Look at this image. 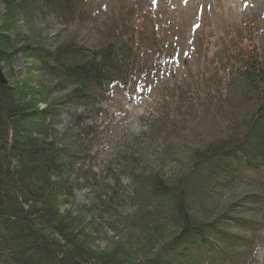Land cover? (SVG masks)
<instances>
[{"label":"trees","instance_id":"1","mask_svg":"<svg viewBox=\"0 0 264 264\" xmlns=\"http://www.w3.org/2000/svg\"><path fill=\"white\" fill-rule=\"evenodd\" d=\"M83 2L0 0L4 10L0 66L21 54L31 60L32 72L47 80L21 81L10 69L5 73L7 83H0V264L247 263V256L238 250L253 242L231 232L252 222L242 217L238 204L226 210L211 204L222 193L264 184V54L257 49L243 53L241 59L226 56L228 63L237 62L235 72L249 96L246 106L251 107L234 133L195 150L188 170H177L171 178L160 171L140 174L134 155L117 160L115 168L111 159L104 177L95 179L91 188L97 220L83 226L78 219L62 217L61 209L87 175L84 167L94 160L85 145L94 129L85 121L101 115L99 105L112 91L130 90L140 72L139 42H144L134 28L128 38L115 35L119 40L112 36L99 46L72 37L54 47L47 44L59 36L48 38L47 44L35 43L34 37L22 32L47 15L69 25ZM157 49L163 52L159 43L149 44L152 53ZM56 93L62 96L49 103ZM72 109L82 112L70 114ZM64 112L71 126L60 134L55 127ZM241 200V207H261L264 196L245 195ZM137 206L144 210L130 225L124 214ZM123 224L145 236L141 240L149 246L139 257L126 253L131 243L108 251L91 248L94 234L102 228L117 231Z\"/></svg>","mask_w":264,"mask_h":264},{"label":"rangeland","instance_id":"2","mask_svg":"<svg viewBox=\"0 0 264 264\" xmlns=\"http://www.w3.org/2000/svg\"><path fill=\"white\" fill-rule=\"evenodd\" d=\"M78 13L69 25L47 15L22 32L34 37L35 43L47 44L48 38L59 36L47 44L54 47L59 45L56 42L72 37L79 43L99 46L115 35L128 38L132 28L144 39L139 42L140 72L130 90L112 91L109 100L99 105L101 115L85 121L88 128L94 129V135L85 139L94 160L84 167L87 175L81 186L74 189L72 198L61 209L62 217L78 219L84 226L97 220V201L91 188L95 179L104 177L102 172L109 160L114 159L115 168L117 160L134 155L141 166L140 174L160 171L171 178L177 170H188L195 150L235 132L251 107L246 106L249 96L235 72L237 62L228 63L226 56L241 59L243 53L253 49L264 54V0H84ZM3 14L0 6V26ZM156 43L162 53L158 49L155 53L149 51V44L154 47ZM31 65L28 57L19 54L9 65L4 62L2 68L4 73L11 69L14 78L21 81H47L33 73ZM218 85L223 87L220 92L211 91ZM181 90L184 93L179 97ZM60 96L56 93L49 103ZM67 126V122H61L55 129L62 134ZM123 182L127 187L128 179ZM251 194L264 196V184L222 193L211 205H220L224 210L239 205V213L252 223L231 233L253 244L238 253L247 256L244 264H264V201L261 207H241L242 197ZM139 207L126 210L124 216L130 217V225L144 210ZM139 231L127 224L118 226L117 231L102 228L92 236L90 245L108 251L118 244L131 243L126 253L139 257L149 246L141 240L145 236ZM170 235L165 233L166 241Z\"/></svg>","mask_w":264,"mask_h":264},{"label":"bare ground","instance_id":"3","mask_svg":"<svg viewBox=\"0 0 264 264\" xmlns=\"http://www.w3.org/2000/svg\"><path fill=\"white\" fill-rule=\"evenodd\" d=\"M68 112H69L70 114H78V113H77V112H78V109H77V110H73V109H72V110H69ZM66 118H67V113L64 112V113L62 114V118H61L60 121H62V123L67 122V124H68L67 127L70 128L71 125H70L69 121H68ZM59 126H60V125L56 126L55 128H57V127H59ZM68 128H67V129H68Z\"/></svg>","mask_w":264,"mask_h":264},{"label":"water","instance_id":"4","mask_svg":"<svg viewBox=\"0 0 264 264\" xmlns=\"http://www.w3.org/2000/svg\"><path fill=\"white\" fill-rule=\"evenodd\" d=\"M0 83L3 85L7 83V79L4 75V70L1 66H0Z\"/></svg>","mask_w":264,"mask_h":264}]
</instances>
